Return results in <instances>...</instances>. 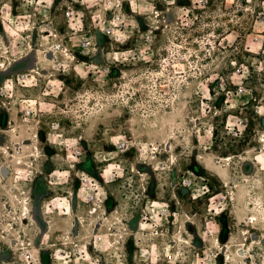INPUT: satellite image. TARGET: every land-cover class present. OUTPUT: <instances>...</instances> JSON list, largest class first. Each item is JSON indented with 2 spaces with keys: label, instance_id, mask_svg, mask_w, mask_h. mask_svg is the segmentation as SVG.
Returning a JSON list of instances; mask_svg holds the SVG:
<instances>
[{
  "label": "rangeland",
  "instance_id": "1",
  "mask_svg": "<svg viewBox=\"0 0 264 264\" xmlns=\"http://www.w3.org/2000/svg\"><path fill=\"white\" fill-rule=\"evenodd\" d=\"M80 2L0 0V264H264V0Z\"/></svg>",
  "mask_w": 264,
  "mask_h": 264
},
{
  "label": "built area",
  "instance_id": "2",
  "mask_svg": "<svg viewBox=\"0 0 264 264\" xmlns=\"http://www.w3.org/2000/svg\"><path fill=\"white\" fill-rule=\"evenodd\" d=\"M88 0H81V4H86ZM94 1V4L98 2V0H92ZM27 5V4H26ZM71 12H68L67 14L70 15ZM69 24H73V20L68 19ZM52 22H49L51 24ZM48 24V25H49ZM46 38L48 41V45L45 47V50L42 52L43 56L47 58V60L51 61L54 65V68H56L58 71H61V69H65L67 65L73 61L74 53L71 50V47L64 42V38L62 37L61 33L55 26H50L47 30ZM81 46L83 48L90 47L92 40L91 38L83 37L81 39ZM41 70L39 69V66L35 64L34 67L30 69L23 70L21 72H17L16 74L7 76L4 78L2 83L0 84V98L1 103L3 106L10 105V102H8L7 96L12 95L15 90V87L18 85H21L23 87H35L38 85L39 82V76L41 75ZM12 92V93H11ZM24 101H34L32 99H25ZM33 104H26L25 108L22 110V115L25 117H29L33 113ZM51 129L53 131V134L57 137V139L63 141V131L61 129V125L59 122H52ZM124 143H120V146H123ZM14 153H11V155L15 156L17 159L22 156L21 151L22 148L20 146H15V148H12ZM75 152L77 154H81V150L76 149ZM19 160V159H18ZM188 184L191 183L190 180H187Z\"/></svg>",
  "mask_w": 264,
  "mask_h": 264
},
{
  "label": "bare ground",
  "instance_id": "3",
  "mask_svg": "<svg viewBox=\"0 0 264 264\" xmlns=\"http://www.w3.org/2000/svg\"><path fill=\"white\" fill-rule=\"evenodd\" d=\"M30 47L33 48V45H30ZM33 51L37 52V49H36V50L34 49ZM40 58H41L40 55H36L35 53H33V60H34V62H36V63L39 64V61H40L39 59H40ZM29 140H33V138H31V139H29ZM34 140H35V139H34ZM263 141H264V139H263ZM36 148H37V151H36L35 155L38 156L39 153H40L39 146H37ZM7 153H8V152H7ZM18 161H19V160H18ZM20 163H21V160H20ZM28 200H29V199L26 198V201L24 200L25 202H23V206H22V207H23V211H26V212H29L30 209H31L30 206H29ZM24 218H25V217H24ZM24 218H23V219H24Z\"/></svg>",
  "mask_w": 264,
  "mask_h": 264
},
{
  "label": "water",
  "instance_id": "4",
  "mask_svg": "<svg viewBox=\"0 0 264 264\" xmlns=\"http://www.w3.org/2000/svg\"><path fill=\"white\" fill-rule=\"evenodd\" d=\"M26 59H28L27 66L22 69L30 68L33 65L34 60H33L32 55L30 57H27ZM18 71L19 70L10 69L7 73H13V72H18ZM36 212H37V206L34 207V213L36 214Z\"/></svg>",
  "mask_w": 264,
  "mask_h": 264
}]
</instances>
